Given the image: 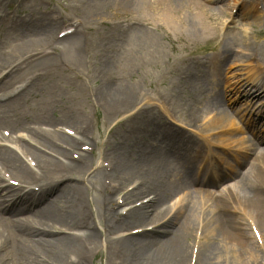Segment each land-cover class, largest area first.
Masks as SVG:
<instances>
[{
  "label": "bare ground",
  "instance_id": "bare-ground-1",
  "mask_svg": "<svg viewBox=\"0 0 264 264\" xmlns=\"http://www.w3.org/2000/svg\"><path fill=\"white\" fill-rule=\"evenodd\" d=\"M92 1L96 7L87 15V21L93 19L98 25L107 9L136 20L134 26L124 28L125 35L119 32L120 27L114 28L112 36L121 35L124 39L116 43L106 36L98 45L99 56L95 62L91 60L99 67L103 79H99L102 85L97 87V95L105 102L106 119L127 112L118 122L125 132L122 134L119 128L113 135L108 172L98 168L95 176L98 180L111 178L109 182L116 183L113 190L120 192L127 188V184H134L132 189L124 192L121 203L128 206L140 202L122 212L125 208L115 209V205H119L116 199L104 195L108 207L103 214L110 222L104 236L109 238L113 254L121 259L122 264H260V260H264L261 252L264 246H258V240L248 225L247 230L237 215L242 212L249 216L251 213L253 219L249 217L264 240V148L255 149L252 163L240 174L235 185L217 193L211 187H215L214 182L223 176L199 181L191 166L192 158H197L203 150V143L178 128L170 127L161 116H153L141 123L140 119L134 118L137 113V116L144 114L140 113L144 108L136 107L142 95L139 83L113 80L115 73L132 76L138 67L154 61L161 54L162 41L148 25L143 24L151 20L156 22L154 13L157 9L168 25L186 31L197 43L216 42L212 48L218 51L210 58L211 68H222L226 61L233 60V49L239 47L238 39L222 36L219 41L220 29L214 25L218 16H224V9L213 5L219 0ZM69 23L68 18L60 22L50 16L0 19V33L42 36L37 43L18 39L20 45L10 53L0 50V71L10 69L9 76L0 86V90L6 93L2 96L4 101L0 102V139L6 141L5 135L1 134L3 126L13 128L15 132L21 129L29 137V140L15 141L20 149L0 144V264H88V256L102 236L92 221L88 187L76 182L77 175L87 174L89 156L84 153L78 160L69 158L70 151L85 145L83 139L61 132H45L25 124L32 119L35 124L45 122L52 127L57 120L50 119L60 108L62 116L59 120L69 124L67 126L75 133L86 135L89 121L84 110L86 104L73 99L68 103L60 89L64 70L84 71V52L88 47L82 28L77 27L63 39L65 50L59 51L55 45L56 32ZM241 39L247 45L248 37ZM247 47L254 50L250 58L264 67V44ZM48 48H54L55 52L47 53ZM40 71L41 79H27L31 72ZM192 73L187 75L190 77ZM14 78L27 81L24 83L27 87L21 91L16 89ZM188 80V84L192 83ZM261 81L264 83V77ZM192 90L194 93L187 96L178 93L179 102L175 103L184 110L185 114L179 113L191 128L203 118V110L197 106L201 98L195 100L199 90L196 86ZM209 90L213 91V88ZM249 91L257 92L252 88ZM30 95L39 98L36 102L38 108L29 104ZM208 102L207 108L217 115L218 129H226L230 115L223 109L222 96ZM115 129L111 126L107 132L112 133ZM158 133L166 140L164 147L150 144ZM19 150L37 160V170L22 159ZM243 160L244 163L248 161L246 157ZM5 171L20 183H39V191L19 193L23 191L22 187L7 183L3 176ZM103 185L107 194L108 187ZM183 190H188L190 202L168 218L171 212L170 207H165L168 197ZM147 192L149 194L145 197L149 200L143 201L145 197L141 195ZM201 197H206L214 209L205 214L204 221L196 217L195 223L197 198ZM151 219L161 223L158 228L109 237L132 230H127L130 226L135 229L148 226L145 223Z\"/></svg>",
  "mask_w": 264,
  "mask_h": 264
},
{
  "label": "rangeland",
  "instance_id": "rangeland-1",
  "mask_svg": "<svg viewBox=\"0 0 264 264\" xmlns=\"http://www.w3.org/2000/svg\"><path fill=\"white\" fill-rule=\"evenodd\" d=\"M241 1L242 5L240 6V9H238L237 14H233V12L231 13L232 7L234 5H239ZM250 3L257 5L261 4L262 9L259 10L258 13L253 17L248 18V15H243L241 11L247 4ZM216 4H219L218 7H222L224 9V16H218L217 23H214V25H220L221 28L224 26L222 33L229 38L238 39L239 44V47L235 46L233 49L232 54H234L235 58L226 62L227 64L221 69L220 72H216L215 70L214 72L208 68L201 69L197 63L206 61L207 58L211 56L213 49L210 48V45L212 43H208L210 44L209 46L202 43H197L195 39L193 40V37L190 36L186 31L175 30L171 25L167 24L166 20H164L160 9H157L154 13V19L156 22L151 20L149 22H143V24L146 25L150 23V28L152 31H156L155 33L158 35L163 44L161 54L154 61L145 64L142 67H138L132 76H125L123 72L115 73L113 80L119 82L120 79H123V81H126L127 83H139L138 88H140L142 95L140 96V99L137 103V107L142 105L146 109V112H143L144 114L137 118L141 120V123L144 122V120L148 121L153 116H164L170 125L180 128L181 130L183 128L188 130L190 129V131L195 133L194 137L197 140L200 139L206 141L210 140L214 136V140L227 146V148L230 150L228 154L218 153L223 168L216 167L213 172H218V168H222L223 172H226L225 170L228 168V166H230L231 169H236V173H228L226 175L227 178L223 182L213 187V190L218 193L224 191L227 187L235 185L238 179L241 177L240 174L247 170L251 164V161H253L252 159L254 156V152H249V149L252 148V145L255 144L256 141H258L257 138H261L260 147H264L263 123L258 125V133L256 135L259 137H254L248 132L249 129H247V126H250V109H255L256 105L254 106V101L249 100L246 95H241V91L244 90L243 85H245L246 81L249 80L250 73L256 72L257 74L264 75V67L258 66L259 63L257 65L256 60L250 58V55L254 54V50H250L247 47L248 45L257 46V44H264V0H220ZM95 7V4L91 0H33L21 3L18 6V11L22 17H27L28 15L34 17L39 15L49 16V14L52 13L56 17H67L73 22L83 23L86 18H88L87 15L92 14L91 11H94ZM233 10H237V6ZM14 11L15 8L6 4L0 7V15L3 13L13 14ZM134 23H136V20L132 19L131 16L117 14L114 9H107L100 21H98V25L93 19H91V21L88 20L83 27V33L85 35L86 42L88 43V47L84 52V71L82 73H73L69 70H64L62 76L63 83H61L60 86L64 100L66 99L68 103L71 99H73L76 100V102L81 101L84 103V105L86 104V108H84V110L89 117L87 132L84 136L78 134L77 138H82L86 144L94 148L93 152L89 154L87 153L89 156L87 174H85V176L82 174L77 175V181L75 180L81 185L88 187V204L90 211H93L92 213L94 216L92 221L94 222V226L96 225L98 227L99 232L102 235L99 238V242L95 243V247H93L91 253L88 256V264H122L121 259H117L118 257L113 254V247L109 241V238L104 236L106 235L105 231L108 230L110 224L109 220L105 217V214H103L105 209L108 207V203L104 201V195H111V197L115 200L119 197L122 198L124 192H126L127 189L121 192L113 191L111 194H106L103 189L104 180L106 181L107 185L109 180L112 179L107 177L108 179L103 178V180H98V177L96 178V176L94 178L92 175L88 176V172H90L94 167L102 166L104 161L108 160V153L113 147V135L116 134V130L120 128L122 134L125 132L124 127L119 126V124L115 127L116 129L113 130L112 133L107 132L108 128L117 124V122L123 118V115H125L124 113L126 112H121L113 116L110 120L106 119L104 113L105 102L102 98H98L99 96L97 95V87L102 85L100 81L102 76L99 71V67H97V65L94 63L95 58L99 56V53L97 52L98 45L106 36L110 40H113V42H120L124 38H122L121 35L119 37L117 35L112 36V30L114 28L120 27L119 32L124 34V28L132 27ZM243 36L248 37V41H246L247 45L245 44V41L241 39ZM41 37L42 36H38V39ZM17 39H21V37L16 35L15 32L9 34L1 33L0 48L10 47L12 44L17 42ZM35 39H37V36H34V40ZM35 43H37V41ZM56 47L60 52L65 50V45L62 43V41L57 42ZM92 59L94 62L91 61ZM23 69H25V67ZM201 70L202 72H199ZM188 72H193L190 77L187 75ZM28 77L29 78L27 79H31L30 74ZM32 78L41 79V71L34 72ZM187 78L192 83L188 84ZM26 82L27 81H22V79L14 78L15 86ZM195 86L199 90V94H197L195 100L201 98L200 104L197 106L203 110V116H206L209 120L206 121V119H204L195 127L191 128L186 124L187 120H185L181 113H179L182 111V113L185 114L184 110L182 107L180 110L178 106L179 103L176 106L175 103L179 102L177 99V97L180 98V96L177 95L178 93L187 96V94L194 93L192 89ZM210 86H215L217 88V92H208L210 94H207V90ZM218 93H220L222 96L225 106L224 109L230 115V120L228 122L229 130L215 135L209 134V129L217 125V121L215 122V119H213V114H211L210 110L207 108V104H209L208 100L210 99V96H214L215 94L218 96ZM100 100H102V102H100ZM28 101L29 104H31L34 108L39 107V104L36 103L39 101V98L30 95L28 97ZM250 103L251 105L249 106ZM54 113V118L50 120L55 121L56 118L57 122L51 128L58 126L56 129H60L61 127L69 125L59 120V117L62 116V111L60 108H57ZM52 115L53 114L50 113L49 117L52 118ZM32 121L34 120L29 119L25 122V124H35ZM36 125L48 127L45 122H39V124ZM152 127L155 126L152 125ZM3 130H8L13 134H16L15 130L8 126H3L1 128V134ZM254 131L256 130L254 129ZM49 132L53 133L52 131ZM202 143L205 145V142ZM150 144L156 146L163 145V138L160 133L150 140ZM12 146L15 147L13 143ZM206 150L207 146H204L199 156L194 159L195 162L193 161V165L197 171L207 169V166H212V163H215V159H212L211 156H208L209 153L207 154ZM79 151V148L70 151L69 158L71 160L77 159L74 156L77 154L80 155L81 153H79ZM247 153H249L250 159L248 158L249 161L246 163V165L243 161L242 163H238L237 161ZM236 154L238 157L235 160L236 157L234 155ZM204 173L205 172L199 173V180L206 179ZM130 184L131 183L127 184L125 188H132L134 186L133 184ZM115 185L116 183L114 182L110 183L108 186L110 189H113L112 187ZM148 194L149 193L147 192L141 196L145 197ZM189 200V193L186 190L172 193L166 201L168 205L174 207L168 218L181 206L187 204V202L189 203ZM210 203L211 202H209L206 198H197L195 223L196 217L199 219L203 216V219H205V214L214 209ZM125 205L126 204L117 205L116 208L128 209L135 204L126 207ZM247 213L250 212L248 211ZM237 216L238 218H241L239 221L248 230V227L246 226L247 221L243 217L239 215ZM249 216L252 217L253 215L250 213ZM152 220L153 219L145 223L148 224V226H143L140 229L153 226L158 228L161 223H158L156 220ZM137 226L138 225H136V227ZM130 228L135 229L134 226H130L127 228V230ZM132 230L117 232L113 236L109 235V237L113 238L125 236ZM192 241L193 238H191L190 243ZM196 242L197 241L195 240V243Z\"/></svg>",
  "mask_w": 264,
  "mask_h": 264
}]
</instances>
